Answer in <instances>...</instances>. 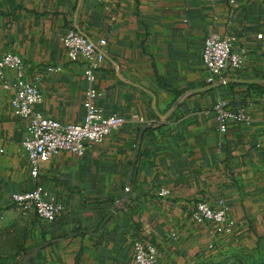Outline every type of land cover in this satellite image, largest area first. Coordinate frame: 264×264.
Segmentation results:
<instances>
[{
	"label": "crops",
	"instance_id": "1",
	"mask_svg": "<svg viewBox=\"0 0 264 264\" xmlns=\"http://www.w3.org/2000/svg\"><path fill=\"white\" fill-rule=\"evenodd\" d=\"M71 29L107 41L96 103L129 122L82 156L42 159L34 178L22 146L26 123L0 81V264H136L137 239L159 247L160 264H205L264 246V89L254 87L264 85V0H0V55L23 57L47 115L78 122L88 82L86 61L70 59L62 42ZM211 33L230 36L245 55L241 69L217 80L262 83L187 94L162 121L182 95L209 85L202 53ZM220 100L245 107L251 123L222 133L213 110ZM146 125L155 127L137 155ZM36 186L64 204L53 222L22 214L12 200ZM220 199L234 230L213 237L192 212L200 200Z\"/></svg>",
	"mask_w": 264,
	"mask_h": 264
},
{
	"label": "built area",
	"instance_id": "2",
	"mask_svg": "<svg viewBox=\"0 0 264 264\" xmlns=\"http://www.w3.org/2000/svg\"><path fill=\"white\" fill-rule=\"evenodd\" d=\"M230 2L234 4L235 0ZM62 42L70 59L83 58L86 61L88 87L85 91V115L78 122L61 121L47 115L40 108L43 102L41 89L26 77L23 57L15 53L0 55L1 84L4 89L12 92L10 104L14 115L26 123L22 146L30 174L34 178L39 175L42 159H49L64 151L82 156L89 143L102 142L129 122L126 117L106 114L96 103L100 96L95 86L96 73L106 59L107 41H94L84 32L71 29L62 36ZM202 59L208 73V84L223 78L227 73L238 71L245 63L244 51H236L232 38L219 33H211L206 37ZM213 110L222 133L227 132L230 123L249 125L252 121V116L245 107L232 109L225 100L218 101ZM159 194L168 196L170 190L163 188ZM12 200L22 214L34 212L45 222H53L65 208L54 194L47 193L41 186L16 192L12 195ZM192 219L197 223H210L213 226V237L228 235L234 230L229 207L222 199L215 203L198 201L192 212ZM134 249L136 264H160L162 252L157 245L137 239Z\"/></svg>",
	"mask_w": 264,
	"mask_h": 264
},
{
	"label": "water",
	"instance_id": "3",
	"mask_svg": "<svg viewBox=\"0 0 264 264\" xmlns=\"http://www.w3.org/2000/svg\"><path fill=\"white\" fill-rule=\"evenodd\" d=\"M233 81L240 82V83H243V84H258V83H262L261 80H257V79H220V80H216L214 83H211V84H209L207 86H204V87H201V88H196V89L190 90L187 93H185L184 95H182L179 99H177V101L175 102V104L172 106V108L169 110L168 113L159 116L160 119L162 121H167L172 116L174 111L177 109V107L181 103L183 97L186 96L187 94H190V93L191 94L192 93L193 94H198V93H202V92L211 91L213 89H216V88L220 87L223 84H228V83L233 82ZM161 124L162 123H158V125H161ZM153 127H155V125H146V126H144L142 128L141 133H140V137H139L138 147H137V155H138L139 150H140L141 141H142V137H143V134H144L145 130H147L149 128H153ZM135 163H136V161H134L133 164H132L131 171H130L131 175H132V173L134 171ZM127 187L129 188V183H128ZM109 217H110V215L102 223L101 228L104 226V224L106 223V221H107V219Z\"/></svg>",
	"mask_w": 264,
	"mask_h": 264
},
{
	"label": "rangeland",
	"instance_id": "4",
	"mask_svg": "<svg viewBox=\"0 0 264 264\" xmlns=\"http://www.w3.org/2000/svg\"><path fill=\"white\" fill-rule=\"evenodd\" d=\"M206 260L205 264H263L264 246L259 245L256 251L244 255H217L216 258Z\"/></svg>",
	"mask_w": 264,
	"mask_h": 264
},
{
	"label": "trees",
	"instance_id": "5",
	"mask_svg": "<svg viewBox=\"0 0 264 264\" xmlns=\"http://www.w3.org/2000/svg\"><path fill=\"white\" fill-rule=\"evenodd\" d=\"M254 87H256V88H262V89H264V85H256V86H254ZM264 264V263H263Z\"/></svg>",
	"mask_w": 264,
	"mask_h": 264
}]
</instances>
